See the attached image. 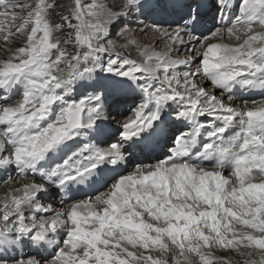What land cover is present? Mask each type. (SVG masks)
<instances>
[{"label": "snow or ice", "instance_id": "1", "mask_svg": "<svg viewBox=\"0 0 264 264\" xmlns=\"http://www.w3.org/2000/svg\"><path fill=\"white\" fill-rule=\"evenodd\" d=\"M56 7L0 0V264H264V0Z\"/></svg>", "mask_w": 264, "mask_h": 264}, {"label": "rangeland", "instance_id": "2", "mask_svg": "<svg viewBox=\"0 0 264 264\" xmlns=\"http://www.w3.org/2000/svg\"><path fill=\"white\" fill-rule=\"evenodd\" d=\"M208 1H209V5L211 7L206 10L207 11V15H208L206 17V23L209 24L210 27H207L205 25V27H204L205 32H207V30L213 28V19H216L218 21V24H216V26H219V24L221 23L220 13L217 10V0H208ZM22 2H23V0H22ZM235 2L238 3L239 0H235ZM55 3L57 5V7L51 12L50 20L53 21V22H58L59 18H60L59 14L62 13V12H65L67 10V6L71 3V0H55ZM223 3H227V4L231 5L233 3V0L232 1L231 0H223ZM211 10H212V12H210ZM137 36L138 37H144L142 41L140 40L142 44H147V45L155 44V39L152 38L151 33H149L146 36H140L139 33H137ZM213 42H219V41L213 40ZM224 42L225 43H232V40L225 39ZM120 43H123V41H120ZM5 47H6L5 42L3 40H0V56H4ZM161 48H163L162 44L158 45L157 50H160ZM124 54L128 55L129 52L128 51H124ZM184 54H185L184 52H181L180 53V58H183ZM131 56L135 57L136 56V52L133 54V50H132L131 51ZM208 87L210 88L211 85L208 84ZM217 95H219L218 91H217ZM241 95H242L241 93L236 94V92H235L236 100H237V98L240 99ZM262 100H264V98L257 99L255 101L257 103L258 102L260 103ZM129 103H131V98L129 99ZM235 103L236 104H241V102H239V101H235ZM125 113H127V108H125ZM113 126L114 127H118V125H116L115 123L113 124ZM116 138L118 139L119 137L117 136ZM10 171L12 173V180L15 179L14 175H16V173L12 169L9 170V171H5V173H6L5 177L4 176L0 177V198H4L6 195H8V192L10 193V192H12L14 190V188L21 186L20 181H18L19 178H17V180L16 179L13 180V181H15V183L9 184L10 181L7 180V177L9 175ZM24 181L28 182L27 180H24ZM53 190H55V189H53ZM50 197H54V196H50ZM54 198H52V200H46V201H51L53 204H55L56 207H59L60 206L59 200L57 199V201H53ZM56 204H59V206H57ZM215 254L217 256L230 258L233 261V264H235V262H237V261H239L240 264H243L244 258L239 256L236 253L217 251Z\"/></svg>", "mask_w": 264, "mask_h": 264}, {"label": "bare ground", "instance_id": "3", "mask_svg": "<svg viewBox=\"0 0 264 264\" xmlns=\"http://www.w3.org/2000/svg\"><path fill=\"white\" fill-rule=\"evenodd\" d=\"M232 1V0H231ZM220 2L221 3H223V0H220ZM208 3H209V1H208ZM232 11L234 12L235 11V9L233 8L232 9ZM210 12H212V10L210 11ZM208 16V15H207ZM221 23H222V21H221ZM216 24H218V21L216 20V19H213V27L214 26H216ZM205 25L207 26V27H210V25L209 24H207V23H205ZM141 41L143 40V38L144 37H138ZM234 41H232V43H233ZM132 51V50H131ZM135 52H134V50H133V54H134ZM238 93H241L242 95V97L240 96V99H238L237 98V100H235V101H239V102H241V104H242V102H243V100H257V99H261V98H264V96H261V95H258V97H257V94H255V96L254 97H257V98H251V95H250V97H249V95L248 94H251V93H253V92H242V91H236V94H238ZM259 103V102H258ZM11 170V169H10ZM7 171H9V170H7ZM11 172V171H10ZM11 175H12V173H11ZM2 176H6V173H5V170H0V177H2ZM14 177H15V179L17 180V178H19V177H16V175H14ZM15 179H13V180H15ZM18 181H20V184H22V183H25L26 181H24V180H21L20 178L18 179ZM9 184H13L12 182H10ZM20 186V185H19ZM52 191H55V190H52ZM8 194H9V192H8ZM55 197V198H54ZM54 197H46L45 199L46 200H52V198H54L53 199V201H57V199L60 201V196H59V194H57L56 196H54ZM77 198H79V195H77ZM3 198H0V200H2ZM57 206H59V204H56ZM60 207V206H59Z\"/></svg>", "mask_w": 264, "mask_h": 264}]
</instances>
